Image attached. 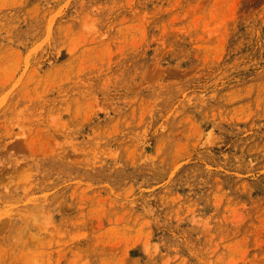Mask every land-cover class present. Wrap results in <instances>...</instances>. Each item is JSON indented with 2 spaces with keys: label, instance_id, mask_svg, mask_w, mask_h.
Masks as SVG:
<instances>
[{
  "label": "rangeland",
  "instance_id": "1",
  "mask_svg": "<svg viewBox=\"0 0 264 264\" xmlns=\"http://www.w3.org/2000/svg\"><path fill=\"white\" fill-rule=\"evenodd\" d=\"M0 264H264V0H0Z\"/></svg>",
  "mask_w": 264,
  "mask_h": 264
}]
</instances>
